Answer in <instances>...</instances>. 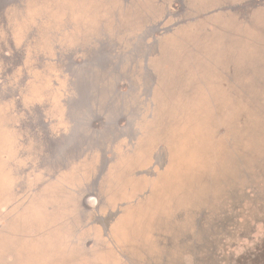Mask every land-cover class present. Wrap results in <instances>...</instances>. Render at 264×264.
<instances>
[{"label":"rangeland","instance_id":"374dc122","mask_svg":"<svg viewBox=\"0 0 264 264\" xmlns=\"http://www.w3.org/2000/svg\"><path fill=\"white\" fill-rule=\"evenodd\" d=\"M5 2L0 102L57 103L58 66L96 45L121 51L108 78L128 89L112 98L120 113L91 117L99 146L76 162L54 143L77 137L51 132L44 150L36 117L13 135L0 118V264L264 255V0Z\"/></svg>","mask_w":264,"mask_h":264},{"label":"flooded vegetation","instance_id":"af4514ba","mask_svg":"<svg viewBox=\"0 0 264 264\" xmlns=\"http://www.w3.org/2000/svg\"><path fill=\"white\" fill-rule=\"evenodd\" d=\"M5 1L7 5L12 3V0ZM154 42H156L155 39ZM140 47L143 48V58L139 63L142 73L145 75L147 70V42H144ZM132 49L130 48L126 53L130 58L133 56V54H130ZM9 50L11 52L17 51L13 42H10ZM120 52V50L118 51L117 49L115 50L103 45L93 46L88 53L75 52L77 57L73 56L69 59L70 61H64L60 64L61 68L58 66L59 70L57 72L58 77L51 81V88L59 96L56 99L57 103L54 100L50 104L43 101L39 107L33 103L28 105L27 108H23L21 103V101H24L21 99L22 94L15 93L2 100L4 102H0V118L4 122L1 127L7 133L9 132L13 135L15 131H19L20 125H22L26 117H36L39 128L36 131H41L45 134L43 141H40L44 150L49 149V146H51V139H56L60 135L53 134L63 131L62 137L73 138L75 136L78 138V140L74 141L67 140L54 143V145L60 148H76V151L74 150L75 156L69 155L65 158L63 157L64 159H74L73 162H76L84 156L90 157V152L94 148L98 149L99 146L96 140L98 134L92 136L93 128H90L91 124H88L91 117L105 114L113 116L116 110L120 113L121 110L115 108L116 105L114 106L112 98L118 95L115 93L117 90L120 94L128 89V80L125 76V79L124 77L108 78L109 76L116 77L117 75V64L119 63V58L123 56V54L120 55ZM31 82L33 85L35 84L33 80ZM9 103L12 104L11 108L8 106ZM53 103L56 104V108L51 110ZM10 120H14V124L9 122ZM101 122L104 123V120H101ZM97 126L94 128H97ZM93 144L95 145L94 148H92ZM105 159H107V156ZM256 255L254 259H261L260 264H264V255L261 253ZM231 261L235 263L236 260ZM231 261L224 264H230Z\"/></svg>","mask_w":264,"mask_h":264},{"label":"trees","instance_id":"16d2710c","mask_svg":"<svg viewBox=\"0 0 264 264\" xmlns=\"http://www.w3.org/2000/svg\"><path fill=\"white\" fill-rule=\"evenodd\" d=\"M259 247V249L262 247V246H256V249ZM255 249V248H254ZM260 262H261V259H253V260H251V261H249V262H245V263H239V262H237V260L235 261V263L236 264H260ZM234 262H230V264H233ZM234 263V264H235Z\"/></svg>","mask_w":264,"mask_h":264}]
</instances>
